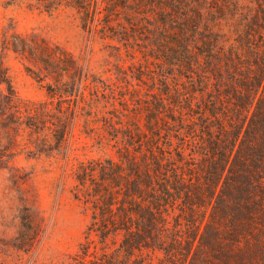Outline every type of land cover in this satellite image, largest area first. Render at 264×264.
<instances>
[{
	"label": "trees",
	"instance_id": "1",
	"mask_svg": "<svg viewBox=\"0 0 264 264\" xmlns=\"http://www.w3.org/2000/svg\"><path fill=\"white\" fill-rule=\"evenodd\" d=\"M19 1L49 12L73 8L80 14L85 29L104 39L124 42L139 34L149 14L156 11L155 24L161 35L154 42L158 50L163 47L160 56L169 66L177 65L178 73L189 79L192 90L199 81L206 89L211 85V99L205 108L217 120L218 132L215 138L207 124L206 144L196 151L211 157L219 152L222 172L226 174L229 168V173L219 194V167L215 175L207 177L208 203L216 209L215 198L238 199L239 193L249 210L245 216L250 218V203L260 204L255 197L249 198V191L260 180L261 165L259 161L255 162L256 169L248 165L243 175L238 167L243 162L241 152L254 161V142L264 131V0ZM117 11L123 15L116 17ZM167 31H173L175 36ZM160 37L175 47L170 51L171 47L166 48L169 43L164 44L158 40ZM0 41L4 49L18 53L27 69L47 88L45 99L20 97L0 60V116L3 126L14 130V142L22 150L37 154L67 155L76 149L75 128L81 118H84L82 131L96 134L101 147L114 139L122 141L127 151L120 160L98 156L78 161L75 194L93 209L98 225L91 228L103 242L110 235L124 233L118 252L127 255L136 247L160 248L164 224L178 199L182 198L190 208L203 200L185 189L174 155H167L160 141L148 134L147 139H135L131 127L125 123L123 109L117 106L116 93L111 90L108 93V87L99 83L97 75L61 44L35 32L12 31L11 27L5 28ZM199 68L205 74L197 79L195 73ZM177 92L170 96L176 103L179 89ZM96 119L104 121L101 127L93 123ZM226 121L231 125L229 129ZM154 128L152 123L147 124L148 131ZM137 140L145 146L139 157L131 149H136ZM177 154L182 160L183 151L177 150ZM217 210L224 216L229 211ZM207 242L211 247L216 245L212 237ZM116 260L111 253L100 264H116Z\"/></svg>",
	"mask_w": 264,
	"mask_h": 264
},
{
	"label": "rangeland",
	"instance_id": "2",
	"mask_svg": "<svg viewBox=\"0 0 264 264\" xmlns=\"http://www.w3.org/2000/svg\"><path fill=\"white\" fill-rule=\"evenodd\" d=\"M116 14V17L123 15L121 11ZM157 16L152 11L141 32L124 42L104 39L88 31L73 8L49 12L19 0H0V38L6 27H11L12 31L38 33L67 48L97 75L100 84L108 87V93H116L117 106L123 109V118L135 139H147V134L158 139L167 149L166 154L174 155L185 189L203 199L190 208L179 198L164 224L160 248L136 247L125 255L116 250L124 233L110 235L103 242L91 228L98 225L93 209L75 194L78 161L98 156L120 160L127 151L124 143L114 139L101 147L96 134L82 131L84 118H81L75 128L74 151L67 155L37 154L22 150L14 142V130L4 127L0 116V264H100L111 253L117 259L116 264H264V131L254 142V161L241 152L243 162L238 167L243 175L248 165L256 169L255 162L259 161L260 180L251 186L249 198L255 197L260 204L250 203L249 218L245 216L249 210L238 191V199L215 198L218 209H229L224 216L208 203L207 177L215 175L219 167V194L229 168L223 174L219 152L211 157L196 151L206 144L207 124L215 138L218 132L217 120L205 108L211 99V85L206 89L199 81L192 90L189 79L178 73L177 65L169 66L160 56L163 47L158 50L154 42L161 35L155 24ZM166 33L175 36L173 31ZM159 39L169 43L168 39ZM167 45L170 51L175 47ZM0 60L20 97L29 100L47 97L46 86L27 69L18 53L4 49L2 41ZM204 74L199 68L195 78ZM178 89L180 97L176 103L171 97L178 94ZM103 122L96 119L93 123L101 127ZM149 123L154 125L153 131H148ZM226 126L228 129L231 126L228 121ZM139 142L136 149L131 147L138 157L145 149L144 142ZM177 150L183 151L182 160ZM209 237L213 238L214 247L207 242Z\"/></svg>",
	"mask_w": 264,
	"mask_h": 264
}]
</instances>
